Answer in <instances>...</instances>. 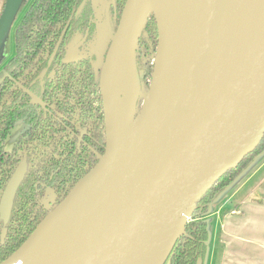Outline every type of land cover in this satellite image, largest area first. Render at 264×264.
<instances>
[{
	"label": "water",
	"instance_id": "water-1",
	"mask_svg": "<svg viewBox=\"0 0 264 264\" xmlns=\"http://www.w3.org/2000/svg\"><path fill=\"white\" fill-rule=\"evenodd\" d=\"M22 1L5 0L0 43ZM139 1L125 0L99 73L100 91L105 67L112 65V88L135 67L150 13L158 31L153 11L142 20ZM182 5L188 53L156 94H149L150 85L140 92L135 67L136 101L140 94L143 101L137 111L135 101L121 142L112 134L101 92L105 149L96 164L102 162L101 168L82 177L0 264H165L197 201L261 139L264 0H182ZM26 171L24 158L3 189L4 223Z\"/></svg>",
	"mask_w": 264,
	"mask_h": 264
},
{
	"label": "trees",
	"instance_id": "trees-1",
	"mask_svg": "<svg viewBox=\"0 0 264 264\" xmlns=\"http://www.w3.org/2000/svg\"><path fill=\"white\" fill-rule=\"evenodd\" d=\"M27 2L23 0L22 3ZM21 3V4H22ZM125 0L107 7L109 38L98 65L89 52L96 24L92 0H32L14 30V54L0 77V197L22 159L27 171L19 185L7 224L0 221V261L15 251L36 225L99 162L105 149L103 101L99 73ZM62 41L49 63L57 40ZM158 41L150 13L137 43L135 67L140 92L148 91ZM73 50L76 57L69 58ZM141 95V94H140ZM138 97L136 111L143 98ZM17 121L24 130L10 150L4 143ZM264 154V133L234 168L225 171L197 201L165 264H203L209 239L206 216L214 201ZM55 194L46 207L47 189Z\"/></svg>",
	"mask_w": 264,
	"mask_h": 264
},
{
	"label": "bare ground",
	"instance_id": "bare-ground-1",
	"mask_svg": "<svg viewBox=\"0 0 264 264\" xmlns=\"http://www.w3.org/2000/svg\"><path fill=\"white\" fill-rule=\"evenodd\" d=\"M138 11L142 20L149 11H153L158 21V46L149 93L156 94L189 51L182 0H140ZM109 66L105 67L102 74L101 92L112 134L121 142L129 130L133 116L138 95L137 75L134 64H131L118 88H112L114 76L112 65ZM111 145L112 141L108 143V146ZM101 164L102 162L96 166L89 178L99 171Z\"/></svg>",
	"mask_w": 264,
	"mask_h": 264
},
{
	"label": "crops",
	"instance_id": "crops-1",
	"mask_svg": "<svg viewBox=\"0 0 264 264\" xmlns=\"http://www.w3.org/2000/svg\"><path fill=\"white\" fill-rule=\"evenodd\" d=\"M4 2L0 0V12ZM229 192L213 217H206L210 227L206 264H264V154ZM225 207L230 210L222 212Z\"/></svg>",
	"mask_w": 264,
	"mask_h": 264
},
{
	"label": "rangeland",
	"instance_id": "rangeland-1",
	"mask_svg": "<svg viewBox=\"0 0 264 264\" xmlns=\"http://www.w3.org/2000/svg\"><path fill=\"white\" fill-rule=\"evenodd\" d=\"M29 1L28 2L25 1L24 3H22L20 5V7L18 8V10H17V12H16L11 24H10V27H9L7 34L5 35L2 42L0 43V59H1V57L7 58L11 54L14 53L13 31H14V28H15L16 24L18 23L20 17L22 16V13L25 10V6L29 3ZM109 1L110 0H93L94 11H95V20H96V32H95L94 39L92 40V42H90L89 52L84 53V54L87 55V54L93 53L95 55V58H96L95 66L98 65L100 56H101L102 52L104 51V48H105L106 43H107L108 38H109L110 32H109V22H108V18H107V6L109 4ZM74 57H76V55L74 54L73 50H71L69 58L71 59ZM23 129H24L23 122L18 121L15 123V125L11 129V131H10V133H9L5 143H4L5 149L9 150L11 148L10 140L12 141L13 138H15ZM260 158L261 157H259L256 161H258ZM238 181H239V179L236 182H238ZM236 182L234 184H232V186H234L236 184ZM229 190H230V188L228 190H226V192L216 202L213 203V205L211 206V211L207 215V216H209V218L213 217L214 212L227 199L228 193H230ZM49 192H51V191H49ZM49 195L51 197L50 201H53V199H54L53 194H48V195L46 194V201H47L46 206L47 207H50V205H51V203L48 202L49 201V198H48ZM229 210H230V208L228 209V207L221 209L222 212H226ZM221 211H220V213H221Z\"/></svg>",
	"mask_w": 264,
	"mask_h": 264
},
{
	"label": "flooded vegetation",
	"instance_id": "flooded-vegetation-1",
	"mask_svg": "<svg viewBox=\"0 0 264 264\" xmlns=\"http://www.w3.org/2000/svg\"><path fill=\"white\" fill-rule=\"evenodd\" d=\"M28 1H29V0H27V2H28ZM31 1H32V0H30L29 3L25 6V10L28 8V5L31 3ZM109 2H110V1H109ZM92 4H93V0H92ZM107 7H108V6H107ZM2 8H3V7H2ZM93 9H94V5H93ZM25 10H24V12H25ZM1 11H2V10H1ZM24 12H23V13H24ZM0 13H1V12H0ZM23 13H22V15H23ZM21 17H22V16H21ZM21 17H20V19H21ZM94 18H95V11H94ZM20 19H19V21H20ZM19 21H18V22H19ZM17 24H18V23H17ZM17 24H16V25H17ZM95 24H96V20H95ZM15 27H16V26H15ZM14 30H15V28H14ZM64 31H65V29L63 30L61 36L59 37V39L61 38V41H62V37H63ZM13 38H14V31H13ZM59 39H58V40H59ZM58 40H57V42H58ZM61 41H60V42H61ZM56 45H57V43H56ZM56 45H55V46H56ZM59 45H60V43H59ZM59 45H58V47H59ZM58 47H57V49H58ZM54 49H55V47H54ZM54 49H53V51H54ZM14 50H15V49H14ZM56 51H57V50H56ZM106 52H107V51H106ZM52 53H53V52H52ZM52 53H51V55H52ZM55 53H56V52H55ZM13 54H14V53H13ZM13 54H11V55H10L9 57H7V58H2V57H1V59H0V71L3 69V68H2L3 64H4V63H5V62H6V61H7V60H8ZM51 55H50V57H49V59H48V62H49V63L52 61V60L49 61L50 58H51ZM54 55H55V54H54ZM53 57H54V56H53ZM52 59H53V58H52ZM4 74H5V73H4ZM4 74H3V75H4ZM3 75L0 77V79L3 78ZM4 78H5V77H4ZM4 78H3V79H4ZM3 79H2V80H3ZM17 122H18V121H17ZM103 124H104V122H103ZM24 128H25V125H24ZM23 130H24V129H23ZM23 130H22V131H23ZM22 131H21V132H22ZM21 132H20V133H21ZM20 133H19V134H20ZM19 134H18V135H19ZM18 135H17V136H18ZM17 136H16V138H17ZM16 138H15V139H16ZM15 139H14V141H15ZM5 141H6V140H5ZM21 182H22V181H21ZM20 184H21V183H20ZM49 191H51L52 193L49 192ZM2 192H3V191H2ZM16 192H17V191H16ZM46 194H47V195H48V194H53V197H54V199H55V194H54V192L52 191V189H50V188L47 189V191H46V193H45V197H44V204H45V206H46V204H47V201H46ZM15 195H16V194H15ZM14 198H15V197H14ZM48 198H49V201H48V202L51 203V205H50V207H51V206L53 205V203H54V199H53V201H50V200H51L50 195H49ZM13 201H14V200H13ZM12 206H13V204H12ZM46 207H47V206H46ZM11 210H12V208H11ZM10 214H11V212H10ZM206 217H207V216H206ZM9 218H10V215H9ZM9 218H8V220H9ZM8 220H7V222H8ZM0 221H2V220L0 219ZM7 222L4 223V222L2 221L3 224H7ZM208 230H209V233H210V227H209V225H208ZM3 236H4V231L1 230V231H0V240L3 239ZM209 239H210V234H209ZM209 239H208V241H207V254H206V259H205V261H204L203 264H206V263H207L208 251H209ZM4 259H5V258H4ZM0 262H1V261H0Z\"/></svg>",
	"mask_w": 264,
	"mask_h": 264
}]
</instances>
